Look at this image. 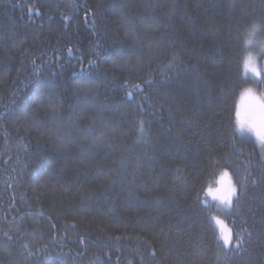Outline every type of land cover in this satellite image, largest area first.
<instances>
[{"label":"trees","instance_id":"trees-1","mask_svg":"<svg viewBox=\"0 0 264 264\" xmlns=\"http://www.w3.org/2000/svg\"><path fill=\"white\" fill-rule=\"evenodd\" d=\"M247 87L264 0H0V264H264Z\"/></svg>","mask_w":264,"mask_h":264},{"label":"rangeland","instance_id":"rangeland-1","mask_svg":"<svg viewBox=\"0 0 264 264\" xmlns=\"http://www.w3.org/2000/svg\"><path fill=\"white\" fill-rule=\"evenodd\" d=\"M243 74L244 76H246L245 78H247L251 83L259 79L260 69L255 51L253 52L250 51L246 54L243 64ZM256 98H260V97L256 94V92L252 87H247L244 90H242V92L240 93L238 99L237 112L240 113L239 119L241 121H248L252 119H256L258 121L259 111L255 106ZM237 121H238V117H237ZM238 129L242 134L251 136L257 142H259L255 134L251 131H248L246 127L242 129L238 125ZM233 187L234 185L230 178L229 172L224 171L220 174L215 189L212 188L208 191L207 197L212 201L219 202L222 205H227L229 204L228 203L229 193ZM212 190L213 192H211ZM234 195L235 194L231 195L230 199H232ZM215 223L220 233L221 240L224 242V238H227L230 234L229 228H227L226 223L223 222L221 219H216Z\"/></svg>","mask_w":264,"mask_h":264},{"label":"snow or ice","instance_id":"snow-or-ice-1","mask_svg":"<svg viewBox=\"0 0 264 264\" xmlns=\"http://www.w3.org/2000/svg\"><path fill=\"white\" fill-rule=\"evenodd\" d=\"M168 67H172V64H169ZM136 87H139L138 85ZM250 91V90H249ZM51 92L52 90H46L45 95H48L49 97L51 96ZM133 95V93L128 92L127 96L131 97ZM255 106L259 111V119L258 121L256 119H252V120H248V121H241L239 119L240 113L237 112V117H238V125L243 129V128H247L248 131H251L255 134L257 140L259 141L262 150H264V98H256L255 99ZM113 132H115V129H112ZM145 132V125H144V121L141 120L139 122V134L141 136H143ZM105 136L106 133H101L99 136H94L93 135V130L92 129H88L86 130L83 135L81 136V139H88V138H92L93 139V143L96 145H100L103 144L104 140H105ZM236 189L235 187H233L230 190L229 193V199H228V203L229 205H231V195L235 194ZM237 199H239V197H237ZM261 224L264 225V219H262ZM243 231L247 232V229H244ZM235 247H230L233 244V237L231 235V231L230 234L227 238H224V245L223 247L225 248H229L231 251L233 252H239L244 245V238H242V235H236L235 236ZM219 246V245H218Z\"/></svg>","mask_w":264,"mask_h":264}]
</instances>
